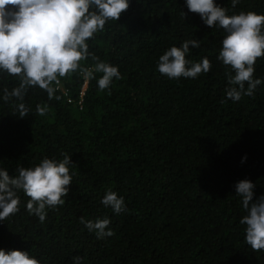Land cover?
I'll use <instances>...</instances> for the list:
<instances>
[{
    "label": "trees",
    "instance_id": "1",
    "mask_svg": "<svg viewBox=\"0 0 264 264\" xmlns=\"http://www.w3.org/2000/svg\"><path fill=\"white\" fill-rule=\"evenodd\" d=\"M214 2L227 15L264 14V0ZM129 5L88 41L89 52L121 74L108 89L98 88L102 74L89 81L79 72L54 85L59 100L29 88L24 118L19 101L0 99V169L15 176L65 153L72 162L65 203L46 207L43 222L17 193L19 211L0 220V249L27 251L39 264H73L77 256L81 264H264V250L245 242L240 220L247 213L234 187L246 179L256 185L252 202L264 195V57L254 65L262 83L253 96L233 101L226 96L230 69L217 59L221 28L206 26L185 0ZM191 39L201 46L190 45L186 59L206 57L211 69L195 79L161 75L159 57ZM18 83L0 73V97ZM37 104L47 105L44 116ZM107 191L123 197L126 212L101 203ZM81 217L109 219L114 235L97 239Z\"/></svg>",
    "mask_w": 264,
    "mask_h": 264
},
{
    "label": "clouds",
    "instance_id": "2",
    "mask_svg": "<svg viewBox=\"0 0 264 264\" xmlns=\"http://www.w3.org/2000/svg\"><path fill=\"white\" fill-rule=\"evenodd\" d=\"M190 12L199 14L209 28L219 27L225 33L217 59L228 67L225 73L230 85L227 98L239 101L242 96H253L261 79H254V65L257 58L264 57V14L241 11L227 15V10L214 0H185ZM235 7L239 0H231ZM129 0H0V73L18 79V86L3 89L0 97L4 102L12 98L19 117L24 118L29 108L23 103L29 88H39L47 93L49 100L56 96L61 78L70 74H81L87 80L97 79L98 88L108 89L113 78L121 74L117 66L101 61L89 52L88 41L103 32L108 21H118L129 8ZM185 18V13L181 12ZM192 48H199L200 41H184L180 47H170L159 57L157 70L169 79L192 78L211 69L205 57L200 62L186 59ZM89 58L92 66H82L81 61ZM234 73V74H233ZM247 85V87H245ZM38 115L44 116L47 105L37 104ZM62 160L43 158L34 167H20L17 175L10 176L6 169H0V220L19 211L18 192L29 197L26 210L43 222L46 207L63 205L62 197L68 195L72 184L68 154ZM242 158L241 162H244ZM255 184L241 180L235 184L236 195L241 198L246 215L240 223L245 225V242L253 251L264 250V195L253 201ZM101 203L111 207L114 213L126 212L123 197L114 191H107ZM89 231H95L97 239L114 235L107 230L110 220L95 222L80 218ZM82 258H73V264H81ZM0 264H39L27 251L0 249Z\"/></svg>",
    "mask_w": 264,
    "mask_h": 264
},
{
    "label": "built area",
    "instance_id": "3",
    "mask_svg": "<svg viewBox=\"0 0 264 264\" xmlns=\"http://www.w3.org/2000/svg\"><path fill=\"white\" fill-rule=\"evenodd\" d=\"M86 87H87V83L85 82V83L83 84V86H82L80 92H79V98H80L79 103L82 102V98H83V95H84V92H85Z\"/></svg>",
    "mask_w": 264,
    "mask_h": 264
}]
</instances>
